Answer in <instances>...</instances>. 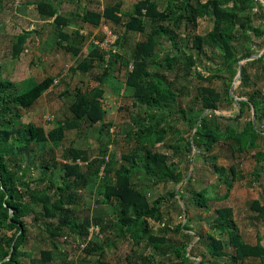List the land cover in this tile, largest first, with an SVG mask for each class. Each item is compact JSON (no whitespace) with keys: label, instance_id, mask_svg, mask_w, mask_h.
<instances>
[{"label":"trees","instance_id":"obj_1","mask_svg":"<svg viewBox=\"0 0 264 264\" xmlns=\"http://www.w3.org/2000/svg\"><path fill=\"white\" fill-rule=\"evenodd\" d=\"M161 2L166 4L165 9H161ZM37 7L42 16L52 18L53 23L59 28L68 25V20L59 14L58 7L53 3L40 0ZM255 9L259 11L257 15L253 12ZM207 18L213 23V28L206 37L188 35L193 40L196 55L182 54L178 47L177 31L183 26L197 30L199 21ZM262 18L264 4L259 0H138L133 10L128 13H123L118 4L103 11L85 10L81 16L83 23L100 27L104 22H111L123 27L124 35L119 36L117 49L110 53L104 73L94 76V80L98 82L95 89L66 92L71 98L68 102L70 116L58 121L57 128L49 132L42 126L31 123L24 127L18 126L16 120L21 118L23 109L32 107L50 88L53 80L45 78L19 94L15 91L14 83L0 78V230L14 231V237L4 236L0 240V264H54L52 254L54 249H59L58 240L68 242L71 237L73 239L75 237L77 241L74 243L79 246L86 244L83 246L85 256L81 264H110L105 257L106 247L110 248L118 240L126 237L132 241L133 246L141 247L146 242V235L150 244L159 245L158 253L151 255L132 251L126 256L129 264H239L246 259H259L261 264H264V246L260 241L255 245L244 242L233 224L232 208H217V217L212 220L211 225L212 230L228 234V243H224L208 231L196 233L197 239L193 240V229L185 223L177 226L167 224L162 207L166 202L169 203L171 198L180 197L185 201L187 215L192 204L206 210H209L210 206L202 192H197L192 187V178L188 179V176H185L180 163L171 162L167 154L154 150L156 140L160 141L173 132V126L169 129L162 127L165 122L162 113L171 109L179 97L185 96L183 91L178 94L175 92L176 82L170 80V75L182 64L189 66L191 75L201 83L222 81L225 72L229 77L227 82H224L222 91H217L210 85L196 88L197 98L193 102L195 107L192 106L190 114L195 120L200 118L201 125L195 132L193 141L189 140L183 148L178 145L171 146L175 156L187 157L194 152L195 147L197 149L203 147L210 152L224 139H233L238 143V148H231L234 155L245 151L246 148L257 147L258 140L264 139V133L256 128L253 117L246 122L241 132H235L229 126L222 132L221 123L216 120L212 122L207 115H202L207 110L213 113L220 104L226 103L239 105L240 112L234 117L221 116L225 120L239 121L246 108L255 111L256 119L264 118V101L256 97L255 93L238 102L230 94L239 64L254 55L252 51L254 42L264 38V30L253 25L255 19ZM132 33L143 34L145 40L138 42L129 58H126L122 51L125 48V41ZM30 36L32 32L23 31L16 37V43L12 47L14 57L20 55L23 45ZM59 36L62 41L69 38L64 32ZM164 40L168 41V46L177 49L178 54L173 56L169 53L163 62L158 63L157 50L163 45ZM59 45L76 56L81 51L71 44L59 42ZM95 58H100L101 62L107 61L105 55L93 49L73 66L71 71L82 74L90 72L95 67ZM203 59L208 62L220 61L215 71L205 68L208 73H216L209 79H206L197 68ZM117 62L126 63V68L133 65V71L128 69L126 85L135 91L136 106L143 107L146 116L135 120L138 129L132 134V138L138 144H146L147 151L146 155L139 152L124 155L126 163L114 170L113 183L105 187L103 196L108 204H113V216H86L82 219L78 210L81 199L79 191L86 187L92 175H98L102 166L107 175L110 164L106 163L104 158L102 160L98 158L97 162L96 159L90 160L85 150L65 149L62 162H58L56 157L52 156L49 163L31 175V179H27L30 170L28 154L42 143L61 142L66 131L105 123L106 111L101 103L105 91L102 88L112 76ZM253 70H256L255 74L252 73ZM260 79H264V56L243 66L241 87L243 90H252V81L258 82ZM180 113L186 119L185 112L180 110ZM257 160V163L264 161V152ZM83 166H90L89 171H82ZM214 166L217 171L221 170L215 162ZM51 167L61 171L60 183L53 182L52 177L48 176L47 172ZM230 171L234 181L238 171L233 166ZM138 173H144L147 179L154 181L153 185L170 182L181 184L188 179L185 191L190 196L175 191L170 194L171 198L160 197L151 203L148 197L150 186L141 188L134 180ZM254 177L259 178L256 173ZM227 195L217 200H223ZM250 207L264 223V204L255 200ZM31 216L33 218L30 226L42 229L40 230L51 244V249L41 250L38 261L31 258L27 263L23 258L31 255L24 252L22 247L29 232L25 219ZM153 222L160 224V234L153 232ZM91 228L98 229L99 233L106 235L103 244L88 243ZM172 234L179 235L180 240H176ZM227 248H231L232 252L227 253ZM10 253V258L5 261ZM92 256L96 258L87 259Z\"/></svg>","mask_w":264,"mask_h":264},{"label":"rangeland","instance_id":"obj_2","mask_svg":"<svg viewBox=\"0 0 264 264\" xmlns=\"http://www.w3.org/2000/svg\"><path fill=\"white\" fill-rule=\"evenodd\" d=\"M38 1L40 0H0V78L3 81L14 83L15 91L19 94L45 78L53 80L50 88L42 94L32 107L23 109L21 118L16 120L18 126L24 127L26 124L31 123L42 126L46 132H49L57 128L58 121L70 116L68 102L71 101V98L66 95V92L75 93L78 90L89 91L95 89L98 82L94 80V76L104 73L110 59V53L117 49L119 36L124 35L125 29L111 22H104L100 27L83 23L81 16L84 11L87 9L103 11L107 7L118 4L121 6L123 13H128L133 10L134 4L138 0H45L57 6L59 14L68 20V25L61 28L53 23L52 18L40 14L37 7ZM165 7L166 4L161 2V9H165ZM253 12L255 15L259 13L257 9ZM253 25L255 28L260 26L264 30V18L255 19ZM212 28L213 23L208 18L199 21L197 30L183 26L180 31H177L180 52L186 56H195L193 40L188 35L196 34L206 37L212 31ZM23 31L32 32V36L23 45L20 55L14 57L12 47L16 43V37ZM148 31H150V27ZM61 32L69 35L67 41L61 40L59 36ZM143 40H145V36L141 33L130 34L128 40L125 41L126 44L122 54L129 58L136 44ZM59 42L78 47L81 50L79 55L76 56L66 51L59 45ZM168 45V41L164 40L163 45L158 47V63L163 62L169 53L173 56L178 54L177 49H173ZM252 47L254 55H260L264 51V38L256 40ZM93 49H97L105 55L107 61L101 62L100 58H95V67L90 72L86 74L72 72L71 68ZM238 49L241 50V47ZM219 63L218 60L208 62L203 59L197 68L206 79H209L216 73H208L205 68L215 71ZM128 69L126 63L117 62L112 76L102 88L105 91V95L101 99L102 106L106 111L104 124L99 123L93 126H83L80 130L66 131L61 142L57 144L42 143L35 146L28 154L30 170L27 173V179H31V175L36 174L38 170L42 169L43 165L49 163L52 156H55L58 162H62L65 149L85 150L90 160L96 159L95 162H97L98 158L101 160L104 158L106 163L110 164L107 175H105L104 166H102L98 175H92L88 179L86 187L79 191L81 199L78 210L82 219L86 216L112 217L113 204H108L103 195L105 187L112 184L115 179L114 170L126 163L124 155H132L137 152L146 155V144H138L132 138V134L138 129L135 120L144 118L146 114L143 107L136 106L135 91L126 85ZM252 73L255 74L256 70H253ZM223 77L224 81L214 80L211 83H201L191 75L189 66L182 64L176 68L175 72L170 75V80L176 82L175 89L177 91L175 90V92L178 94L183 91L185 96L179 97L171 109L169 108L162 113L165 118L162 127L169 129L170 126H173V132L160 139V141L156 140L154 147L155 151L167 154L171 162L180 163L185 176H188V179L192 178V187L197 192H202L203 197L207 199V204L210 206L209 210L192 204L187 215L185 201L180 197H170V194L175 191L189 197L190 194L185 191L188 179L181 184L170 182L153 185L154 181L147 179L144 173H138L134 180L141 188L151 187L148 190L151 203L160 197L171 198V201L166 202L162 207L167 224L177 226L180 223H185L193 229V240L197 239L196 233L208 231L224 243H228V234L212 230L211 225L212 220L217 217L216 209L229 207L233 209V224L237 227V231L244 242L255 245L260 241L264 246V223L250 207L252 201L255 200L264 204V161L257 163V158L264 152V139L258 140L259 145L257 147L246 148L245 151L234 155H232L231 148H238V143L233 139L220 141L210 152L203 147L201 149L195 147L194 152L188 154L187 157H177L174 155V150L171 149L172 145L183 148L189 140L193 141L195 132L201 125V119L195 120L190 114V109L194 106L193 102L197 98L196 88L210 85L217 91H222L225 85L224 82H227L229 75L225 72ZM234 82L235 79L230 91L234 86ZM252 82V90H243L240 81L235 84L233 96L237 100L236 102L246 100L252 93H255L256 97L264 101V79H260L258 82L253 80ZM180 110L185 112L186 119L183 118ZM239 112V105L223 103L213 113L207 110L202 115H207L212 122L216 120L221 123L222 132L226 126L233 128L235 132H241L246 122L253 117L256 128L264 133V118L256 119L253 110L246 108L243 117L237 122L225 120L221 117H234ZM180 138L183 139L179 140ZM214 162L221 167L220 171L215 169ZM232 166L238 171L234 181L230 171ZM88 167L90 168V166H83L82 171H89ZM255 173L258 174V179H255ZM47 174L52 177L53 182L60 183L62 173L58 168L51 167ZM226 194L228 195L225 199L217 200ZM32 218L33 216L25 219L29 232L22 250L31 255L23 258L27 263L31 261V258L38 261L41 250L51 249V244L41 231L42 229L30 226ZM152 226L154 228L153 232L160 234V224L153 222ZM4 236L14 237V231L0 230V240ZM105 236V234L99 233L98 229L91 228L88 243L103 244ZM171 236L176 237V240H180L179 235L172 234ZM147 237L146 235V242L141 247L133 246L132 241L127 237L118 240L112 247L105 248L106 260L110 264H129L126 256L130 255L132 251L151 255L158 253L159 245L150 244ZM74 241H77L75 237L74 239L73 237L69 238L68 242L66 240L63 242V239L58 240L60 242L59 249H54L52 254L54 264H81L80 262L85 256L83 246L86 244L79 246ZM231 252V248L227 250V253ZM197 253L200 254L199 251ZM199 254H197L198 257H200ZM95 258L92 256L87 259ZM239 264H261V262L259 259H246Z\"/></svg>","mask_w":264,"mask_h":264},{"label":"water","instance_id":"obj_3","mask_svg":"<svg viewBox=\"0 0 264 264\" xmlns=\"http://www.w3.org/2000/svg\"><path fill=\"white\" fill-rule=\"evenodd\" d=\"M259 1H261V2L264 4V0H259ZM262 56H264V51H263L260 55H254V56H251L250 58H247V59L243 60V61L239 64V71H238V75H237V77L235 78L234 86H235V84L238 83V82L240 81V79H241L243 66H244L246 63L250 62V61H255V60L260 59ZM234 86H233V88H234ZM233 88H232L231 91H230V94H231L232 97H234V96H233ZM254 112H255V111L253 110V113H254ZM12 249H13V248H12ZM12 249H11V251H12ZM10 256H11V253H10L9 257L6 258L5 261H7V260L10 258Z\"/></svg>","mask_w":264,"mask_h":264},{"label":"built area","instance_id":"obj_4","mask_svg":"<svg viewBox=\"0 0 264 264\" xmlns=\"http://www.w3.org/2000/svg\"><path fill=\"white\" fill-rule=\"evenodd\" d=\"M129 69H130V71H133V65H131V66L129 67Z\"/></svg>","mask_w":264,"mask_h":264}]
</instances>
